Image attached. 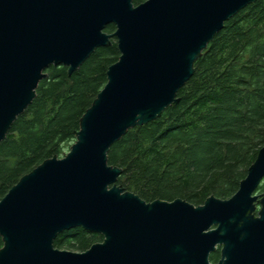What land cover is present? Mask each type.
I'll use <instances>...</instances> for the list:
<instances>
[{"label":"water","instance_id":"95a60500","mask_svg":"<svg viewBox=\"0 0 264 264\" xmlns=\"http://www.w3.org/2000/svg\"><path fill=\"white\" fill-rule=\"evenodd\" d=\"M259 0H0V143L54 66L75 73L117 40L118 61L70 151L39 164L0 200V264H264V147L230 199L147 203L118 187L109 153L129 130L179 103L195 63L225 23ZM115 26L111 34L105 32ZM258 208L260 210H258ZM82 228L84 252L54 240Z\"/></svg>","mask_w":264,"mask_h":264},{"label":"trees","instance_id":"16d2710c","mask_svg":"<svg viewBox=\"0 0 264 264\" xmlns=\"http://www.w3.org/2000/svg\"><path fill=\"white\" fill-rule=\"evenodd\" d=\"M114 31V25L105 30ZM117 47L112 39L71 75L64 66L45 71L33 103L0 143V200L39 164L70 151L84 112L120 57ZM193 70L177 105L110 148L109 164L123 170L118 187L147 203L182 199L201 207L211 196L232 198L247 177L264 147V0L227 21ZM102 237L74 228L54 246L81 253ZM2 242L0 236V249Z\"/></svg>","mask_w":264,"mask_h":264},{"label":"flooded vegetation","instance_id":"af4514ba","mask_svg":"<svg viewBox=\"0 0 264 264\" xmlns=\"http://www.w3.org/2000/svg\"><path fill=\"white\" fill-rule=\"evenodd\" d=\"M258 210H260V209L258 208ZM218 249H220V250H219V251H216V252H214V253H212V254L210 255V259H209V260H210V263H211V264H219V263L221 262V260H222V259H221V258H222L221 248L218 247ZM218 249H217V250H218ZM213 254L216 255V258H215L216 261H212V260H211V259H213V258H211V256H212ZM213 260H214V259H213Z\"/></svg>","mask_w":264,"mask_h":264},{"label":"rangeland","instance_id":"374dc122","mask_svg":"<svg viewBox=\"0 0 264 264\" xmlns=\"http://www.w3.org/2000/svg\"><path fill=\"white\" fill-rule=\"evenodd\" d=\"M262 184H264V180H263V183ZM262 193V192H261ZM68 251H72V252H75V250H68Z\"/></svg>","mask_w":264,"mask_h":264}]
</instances>
